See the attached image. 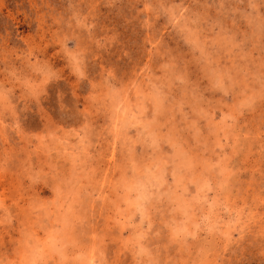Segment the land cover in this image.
Wrapping results in <instances>:
<instances>
[{
	"label": "rangeland",
	"instance_id": "374dc122",
	"mask_svg": "<svg viewBox=\"0 0 264 264\" xmlns=\"http://www.w3.org/2000/svg\"><path fill=\"white\" fill-rule=\"evenodd\" d=\"M0 264H264V0H0Z\"/></svg>",
	"mask_w": 264,
	"mask_h": 264
}]
</instances>
